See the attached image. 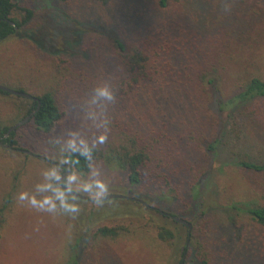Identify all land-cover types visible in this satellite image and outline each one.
<instances>
[{"label": "rangeland", "instance_id": "374dc122", "mask_svg": "<svg viewBox=\"0 0 264 264\" xmlns=\"http://www.w3.org/2000/svg\"><path fill=\"white\" fill-rule=\"evenodd\" d=\"M13 2L36 15L18 36L0 43V85L13 90L19 85L33 95L51 92L61 118L48 135L28 123L20 126L15 131L20 150H9L0 139V207L15 188L0 231V264H200L198 242L210 251L209 264H264V227L223 210L232 204L264 207V174L222 164L239 157L264 164V123L249 115L240 123L238 139L222 138L226 153L211 164L207 184L203 183L197 197V188L192 191L188 182L183 183L192 178L190 167L178 172L179 178L166 171L173 179L166 188L164 183L153 185L147 180L129 185L113 150L126 141L122 132L145 133L158 126L154 114L143 110L145 106L137 114H129L128 87L118 66L121 58L107 45L109 38L104 33L112 29L120 39L134 42L152 24L166 27L172 33L170 61L182 72L181 81L192 86L203 72L207 79L216 80L225 97L247 78L264 81V0H167L163 10L157 7L158 0ZM23 34H33L37 45ZM43 43L41 49L38 45ZM195 81L198 86V79ZM207 96L200 93L188 111L182 106L171 121L181 131L186 129V122L191 125L188 119H199ZM162 102L166 104L164 99ZM26 105L16 96L0 94V128L20 118L17 108L24 110ZM84 145L96 147L101 156L86 175L70 169L60 185L74 174L71 187L67 185L81 196L92 199L73 189L88 184L94 195L96 182L101 181L107 185V195L126 199L93 203L59 191L60 168L67 166L63 154ZM192 147V159L201 156L196 145ZM187 155L181 152L174 159L173 170L183 160L195 163ZM72 205L78 211H71L68 206ZM162 213L186 221L191 231L197 225L202 234L189 237L186 244L184 232ZM102 227L116 228L117 236H96ZM161 227L172 230L175 239L162 241L158 237ZM235 229L240 230V242Z\"/></svg>", "mask_w": 264, "mask_h": 264}, {"label": "trees", "instance_id": "16d2710c", "mask_svg": "<svg viewBox=\"0 0 264 264\" xmlns=\"http://www.w3.org/2000/svg\"><path fill=\"white\" fill-rule=\"evenodd\" d=\"M157 7L161 10L165 9L167 0H158ZM35 15V11L27 6L14 3L13 0H0V43L18 36V31L29 24ZM98 30L100 31V28ZM149 30L136 38L134 37V42L120 39L118 33L112 29L104 30L105 37L109 38L107 45L111 44V46L109 45L111 50L121 58L118 66H120L123 83L128 87L127 97L129 96L131 106L129 114H137L138 110H142L140 106H145L143 110L154 114L153 119L158 126H152L153 130L145 131V133L137 130L133 131L134 133L129 130L133 134L122 132V135L127 136V139L116 150H113L114 158L120 168L127 173V181L131 186H137L143 180H147L149 184L153 185L164 183V186H171L173 179L167 175L166 171L179 178L180 175L177 173L185 172L190 167L192 178L183 183L188 182L192 191L197 188L195 191V197H197L203 183L207 184L212 171L211 164L218 161L221 153H226L224 150L226 147L222 146V138L233 136L234 139H238L242 132L240 123L249 118V115L264 123V81L258 77L247 78L225 97H222L218 91L216 80L214 78L207 79V75L203 72L197 74L193 85L190 86V84L181 81L182 72L172 66L170 61L173 54L169 45L172 33L166 27L157 28L153 24ZM32 37L33 34L24 36V39H31L37 45ZM38 46L43 49L44 43ZM114 53L111 52V54ZM61 62L63 61L61 60ZM196 79L199 82L198 86ZM17 88L14 90L28 93L25 88L19 85ZM200 93L208 94L206 108H199V119H188L191 125L186 122V129L181 131L179 125L175 121H171V116L174 117L176 113L180 112L182 106H185L188 111L189 105L195 104L194 101L199 98ZM0 94L10 96L2 91ZM30 95L37 99L39 107L36 101L16 97L19 101L26 102L27 105L24 110H21V107L17 108V116L20 114V118L0 128V139L2 143L10 147L9 150L20 149L16 148L15 131L8 138H4L8 129L28 117L33 111L35 113L27 123L44 135H48L61 118V111L51 92L43 91L39 95ZM162 99L166 101V104L162 102ZM123 114H127L126 110ZM129 114L127 115L130 116ZM123 123L127 124V121L124 120ZM130 129L133 130V128ZM183 139H186V142ZM181 141H183V145H181ZM184 145L185 147H183ZM186 145L189 146V149ZM195 145L201 153V156L194 158L195 163H190L191 160H183L181 165L176 166L173 170L176 161L174 159L178 158L181 152L188 154L187 157L193 158L191 155L192 146ZM100 156L101 153L96 147L84 145L69 148L62 158L71 170L86 175L90 172L93 161ZM222 164L232 166L242 172L264 174V164L243 160L240 157L232 162ZM65 167L61 166L60 168L61 175L66 172ZM62 186L69 188L66 181L62 182ZM182 188H185V185ZM14 189L13 187L11 192L4 197L0 207V231L5 222L7 208L12 202ZM59 191L70 195L69 192L62 189ZM223 210L233 211L236 215H244L256 225L264 227V207L232 204L225 206ZM161 215L181 229L187 241V227L172 220L169 216ZM170 216L176 217L175 215ZM233 233L240 242V230L235 229ZM117 234L116 228L107 227L99 228L95 232L96 236L102 238H113ZM198 234H202V230L194 225L189 237L195 239ZM158 237L162 241H172L175 239V234L172 230L161 227ZM185 251H187L186 246L183 248L184 253ZM196 258L200 264H209L210 262V251L205 248L203 242L197 244ZM66 264H75V262Z\"/></svg>", "mask_w": 264, "mask_h": 264}, {"label": "water", "instance_id": "95a60500", "mask_svg": "<svg viewBox=\"0 0 264 264\" xmlns=\"http://www.w3.org/2000/svg\"><path fill=\"white\" fill-rule=\"evenodd\" d=\"M10 25L12 26H15L13 23H10ZM0 91L2 92H5L7 94H10L12 96H16V97H20V98H24L26 100H31V101H37V99L35 97H33L32 95L28 94V93H24V92H19V91H16V90H13V89H10L8 87H5V86H2L0 85ZM38 107H39V102H38ZM35 113V111H33L28 117H26L25 119H23L22 121L18 122L16 125L10 127L7 131V133L5 134L4 138H8L9 135L16 131L20 126H22L23 124L27 123L29 121V119L31 118V116ZM6 148L10 149V147L6 146ZM27 155H31V153L29 152H25ZM34 157H37V156H34ZM43 159V158H41ZM49 163H52V161H49ZM56 164V163H54ZM58 166H60V164H56ZM66 168V172L59 178L57 179L56 181V184H57V187H59L60 189L64 190V191H67L70 193V195L76 199H79V200H82V201H88V202H93V203H98V202H102V201H106V200H117V199H126V197L124 196H121V195H107L103 198H101L99 201L95 200V199H89V198H86L84 196H81L75 192H73L71 189L65 187V186H62L60 185L61 181L65 178L66 174L70 172V168L68 166L65 167ZM133 201L135 202H138V203H141L143 205L146 206V204L137 199H133ZM160 212V211H159ZM164 215H167L169 216L172 220L176 221L177 223L181 224V225H184L185 227H187V231H188V239H187V243L188 244V241H189V235H190V232H191V225L189 223H187L186 221L180 219V218H177V217H173V216H170L166 213H163ZM180 264H183V263H180Z\"/></svg>", "mask_w": 264, "mask_h": 264}, {"label": "clouds", "instance_id": "9594fccd", "mask_svg": "<svg viewBox=\"0 0 264 264\" xmlns=\"http://www.w3.org/2000/svg\"><path fill=\"white\" fill-rule=\"evenodd\" d=\"M100 139L103 140V137H101ZM54 175H56L57 178H58V173H54ZM75 179H76V176L74 174L73 175H69L67 177L66 183L69 185V187H71L72 182ZM90 188H91L90 185H88V184H82L79 189H73V190L74 191L79 190V191L85 192V193L89 194L92 199H95L97 201H99L102 197H104V196L107 195V191H108L107 185L105 183L101 182V181H97L96 182V189H95L94 195L90 191ZM68 207L73 212L78 211V208L75 205L68 206Z\"/></svg>", "mask_w": 264, "mask_h": 264}, {"label": "flooded vegetation", "instance_id": "af4514ba", "mask_svg": "<svg viewBox=\"0 0 264 264\" xmlns=\"http://www.w3.org/2000/svg\"><path fill=\"white\" fill-rule=\"evenodd\" d=\"M56 186H57V184H56ZM163 214V213H162ZM167 216V215H166Z\"/></svg>", "mask_w": 264, "mask_h": 264}]
</instances>
